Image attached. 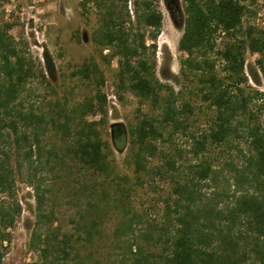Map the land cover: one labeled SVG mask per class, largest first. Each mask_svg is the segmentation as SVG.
<instances>
[{"label": "trees", "instance_id": "obj_1", "mask_svg": "<svg viewBox=\"0 0 264 264\" xmlns=\"http://www.w3.org/2000/svg\"><path fill=\"white\" fill-rule=\"evenodd\" d=\"M87 3L101 11L93 42L106 65L116 62L115 97L138 99L136 122L128 137L116 124L112 141L103 138L107 77L94 56L71 74L93 85V94L71 105V87L47 111L28 107L23 95L32 79L54 87L31 55L19 50L10 34L13 24H0V264L23 212L17 195L23 175L36 202L29 250L38 259L27 264H105L82 250L101 234L103 211L111 207L122 211L112 264H264V127L251 125V105L264 107V90H247L250 80L264 79V0H183L175 77L157 57L164 27L160 0L81 5L86 9ZM249 55L257 56L254 64ZM172 79L177 87L168 82ZM145 105L160 113H145ZM202 105L212 111L208 128L190 133L189 148L175 154L161 150L167 129L170 138L188 131ZM234 139L244 140L247 149L232 144ZM126 143L123 166L132 177L115 158ZM226 144L235 154L220 161L211 150ZM159 156L165 163L151 166ZM189 156L180 166L178 158ZM157 176L171 179L165 220L139 230L141 217L133 212L125 185ZM54 179L71 185L78 202L86 199L87 209L72 220L73 232L57 224Z\"/></svg>", "mask_w": 264, "mask_h": 264}, {"label": "rangeland", "instance_id": "obj_2", "mask_svg": "<svg viewBox=\"0 0 264 264\" xmlns=\"http://www.w3.org/2000/svg\"><path fill=\"white\" fill-rule=\"evenodd\" d=\"M85 0H0V24H13L14 28L10 34L17 42L19 50H24L30 54L36 65H39L47 74L48 81L54 87L50 89L41 79L35 77L28 84V91L23 95L27 96V105H33L38 112L47 111L51 102L57 97H62L66 90L75 88L73 96H70V104L83 100L87 95L93 94V85L79 78H72L71 74L81 66L90 56H94L103 70L106 72L107 82L104 88L109 100V113L107 123L100 126L102 136L105 140L112 141L113 131L111 127L119 124L124 129L128 137V128L136 122L135 109L139 106L138 99L130 94L125 95L123 101L115 97V70L116 62L112 66L106 65L100 58L96 45L93 42V35L99 26L101 16L100 9L94 3H87L86 9L81 5ZM178 7L175 9L178 22L182 21L183 0H178ZM130 7V4H129ZM176 7V6H175ZM160 9L164 14L163 32L159 37V51L157 57L159 66L166 67L168 74L179 75L178 58L180 52L178 43L182 36V27H177L170 10H168L164 0H160ZM260 16L261 18L264 16ZM179 15V17H178ZM261 23V21H259ZM24 31V33H22ZM49 58L54 66L53 72H48L46 60ZM257 56L249 55V64H254ZM174 86H178L175 79L168 81ZM264 90V79L260 83L249 81L247 90ZM46 90V91H45ZM200 103V102H199ZM258 102L251 105V110L255 119L251 125L261 124L264 127V107H260ZM143 111L149 115H158L160 112L149 105L143 106ZM212 111L202 105L197 114L193 117L192 127L186 131H179L170 138L168 128L164 139L159 143V147L166 153H176L178 150L189 148L187 140L191 138L190 133H199L207 129ZM249 121V116H247ZM98 120V118L96 119ZM54 140L57 138L53 137ZM232 144L240 148L247 149V143L241 139H234ZM127 143L123 150H115L116 163L121 170L129 177L132 173L123 166ZM211 153L220 157L223 161L234 156L235 151L230 149L229 144L213 148ZM191 156V155H190ZM189 157L178 158L180 166L189 163ZM164 160L159 156L153 159L151 166L155 168L164 164ZM26 176H20L17 183V195L23 212L18 219L15 228L11 231L12 241L7 248L4 264H27L38 259L36 253L29 250L31 232L35 222V198L34 192L25 182ZM145 183L125 185L129 191L130 203L133 212L141 217L139 230H145L149 224L160 226L165 220V203L171 179L157 176L152 180L145 177ZM135 181V179H133ZM53 185V206L57 212L58 223L63 225L65 231L73 232L75 223L72 221L78 218V211L87 209L86 199L78 202L72 193L74 188L64 179H54ZM101 223V234L97 235L91 246H85L83 254L93 253L95 258H100L105 264H112L116 259L118 250L114 249L116 238L115 228L122 211L116 207H111L107 212L103 211ZM56 226V224H55ZM156 228V227H155ZM159 232V229H156ZM158 250L157 247H152Z\"/></svg>", "mask_w": 264, "mask_h": 264}, {"label": "water", "instance_id": "obj_3", "mask_svg": "<svg viewBox=\"0 0 264 264\" xmlns=\"http://www.w3.org/2000/svg\"><path fill=\"white\" fill-rule=\"evenodd\" d=\"M164 2L166 3L168 10H170L171 16H172L176 26L179 28L182 27L183 22L182 21L178 22L177 15L175 12V9L178 7V3H177L178 0H164ZM46 65H47L48 72L54 71V66H53V64L49 58H47V60H46Z\"/></svg>", "mask_w": 264, "mask_h": 264}]
</instances>
